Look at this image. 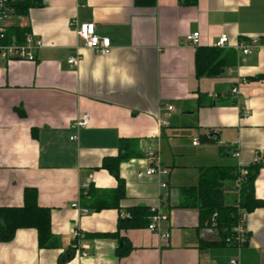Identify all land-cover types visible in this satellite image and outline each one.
<instances>
[{"label":"crops","instance_id":"obj_1","mask_svg":"<svg viewBox=\"0 0 264 264\" xmlns=\"http://www.w3.org/2000/svg\"><path fill=\"white\" fill-rule=\"evenodd\" d=\"M73 21L92 23L110 38V54L86 47ZM10 26L27 28L43 46L35 63L0 61V207H22L25 190L36 189L39 206L51 209L58 244L40 249L37 231L20 229L11 242L0 241V264H230L237 255L240 264H264V206L248 212L249 243L240 254L208 234L199 209L180 207L182 190L197 186L202 169L245 168L258 156L255 195L264 201V0H198L193 7L179 0H44L27 16H12ZM194 32L201 34L199 47H215L223 34L230 40L225 50L258 43L251 55L235 50L234 67L198 78L199 47L186 40ZM74 55L80 60L71 67ZM243 110L250 112L246 119ZM84 114L88 126L74 128ZM127 140L135 155L120 164L126 190L120 209L89 210L82 185L98 192L93 204L110 203L118 182L99 168ZM149 152L168 177L146 174ZM235 188H224L229 206L237 204ZM137 206L169 217V240L147 227L115 236L119 218ZM75 230L84 236L86 258ZM120 238L132 246L122 258Z\"/></svg>","mask_w":264,"mask_h":264},{"label":"trees","instance_id":"obj_2","mask_svg":"<svg viewBox=\"0 0 264 264\" xmlns=\"http://www.w3.org/2000/svg\"><path fill=\"white\" fill-rule=\"evenodd\" d=\"M185 7L196 6L198 0H179ZM44 6V0H12L11 7L13 16H27L31 9ZM30 33L27 28L10 26L7 30L5 41L7 43H23L26 35ZM236 65V51L225 50L216 47H199L195 55V69L198 78L213 77L226 68ZM130 141L120 144L117 156L107 157L103 160L99 169L107 170L116 178L118 185L110 203L93 204L92 200L96 193L92 186L86 196H83V205L89 210L101 211L103 209H120V202L125 198V182L120 177V164L131 159L135 154L130 152ZM261 164H254L241 168L238 166H214L204 168L200 171L197 186L184 188V202L182 208L199 209L201 225H212L219 233V242L226 245L225 240L232 236V229L236 226L240 210L253 212L264 206V201L258 200L255 195V181L261 169ZM246 169L247 175L238 187L239 198L237 204L229 206L225 202V184L238 182L241 170ZM129 217L119 218L118 236L121 230L138 229L147 227L152 216L151 209L143 207H132L127 209ZM20 229H34L38 235V246L40 249H54L57 247V238L52 232L51 209L44 208L38 204V193L36 189L28 188L24 194V205L22 207H0V241L11 242ZM120 246L116 253L122 258L132 251L131 244L125 238H120ZM214 243H207L212 245ZM233 247V246H232Z\"/></svg>","mask_w":264,"mask_h":264},{"label":"built area","instance_id":"obj_3","mask_svg":"<svg viewBox=\"0 0 264 264\" xmlns=\"http://www.w3.org/2000/svg\"><path fill=\"white\" fill-rule=\"evenodd\" d=\"M12 0H0V61L2 62H11V61H26L30 63L36 62L37 52L42 48L43 42L34 36L32 33H28L25 37L23 43H7L5 41L7 30L9 28V21L13 16V9L11 7ZM71 25L75 27V31L77 32L78 36L84 40V45L92 50H94L98 54L108 55L112 50V42L110 38H102L96 33V27L92 23H85L78 26L77 21L71 22ZM188 44L193 47L197 48L201 44V34L199 32H194L186 37ZM258 40L251 39L247 42H239L235 46V50L238 52L243 53L244 55H251L253 50L257 47ZM230 40L226 34L220 36L218 41L215 44L216 48L220 49H227L229 48ZM80 60L79 55L72 56L68 63L71 67L76 66ZM247 80H244L243 83H246ZM238 88H234L232 90V94H237ZM168 112L173 111L172 106L167 107ZM250 112L248 110L241 111V117L243 119L248 118ZM168 116L166 115V118ZM90 121L89 115L84 114L82 118L74 124V128L81 129L88 126ZM161 125L163 127L169 126V122L167 120H161ZM71 141L76 142L78 141V136L74 135L71 137ZM194 145L199 143V140L196 138L194 139ZM235 158L240 157L239 151L235 150L233 153ZM147 158L151 163V166L147 169L146 174L148 176H159V177H168L170 175L169 169L160 165L158 156L154 152H149L147 154ZM262 160L261 156H258L254 163L257 164ZM241 177L237 182V189L240 186L241 181L247 175V170H241ZM162 188L167 187L166 181H163L161 184ZM90 188L89 184H83L81 191H86ZM74 207L79 208L78 202L74 205ZM85 213L88 210H83ZM152 216L150 219V223L147 226V229L150 232L156 233L161 236V238L165 241L169 240L170 232L167 228V223L169 221V217L165 214L160 213L159 208L151 209ZM249 213L246 210H240L239 215L237 218L236 226L232 229V236H229L225 243L227 245L233 246L238 254L249 243V232L247 228ZM216 228L208 226V234L211 236L219 237V233ZM83 234L79 230H75L73 233V238L77 242L76 245L80 246V241L83 239ZM83 250H79L78 253L82 258L88 257V253L85 252L84 246H80ZM230 264H240V257L239 255L235 256L231 259Z\"/></svg>","mask_w":264,"mask_h":264},{"label":"rangeland","instance_id":"obj_4","mask_svg":"<svg viewBox=\"0 0 264 264\" xmlns=\"http://www.w3.org/2000/svg\"><path fill=\"white\" fill-rule=\"evenodd\" d=\"M234 186H236V188L234 187ZM235 188L236 189V192H238V189H237V182H233V183H226L225 184V190L226 191H230V190H232L231 188ZM239 193V192H238ZM233 196V194H230L229 196H227V202L228 203H230L231 202V197ZM208 226H210V225H208ZM211 227H215V223L214 224H212L211 225Z\"/></svg>","mask_w":264,"mask_h":264}]
</instances>
